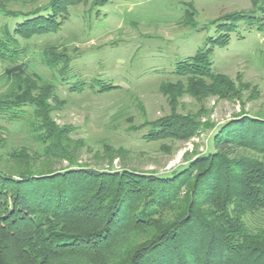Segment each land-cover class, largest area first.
<instances>
[{
	"label": "trees",
	"instance_id": "obj_1",
	"mask_svg": "<svg viewBox=\"0 0 264 264\" xmlns=\"http://www.w3.org/2000/svg\"><path fill=\"white\" fill-rule=\"evenodd\" d=\"M77 2L51 0L47 8L16 15L0 5V16L16 20L12 30L0 29V122H24L22 117L32 114L36 129L34 122L24 123L39 143L45 129L46 152L59 159L64 158L55 153L65 150L64 130L47 115V99L56 86L30 67V50L19 39L57 31L58 14ZM260 21L254 12L213 21L218 35L175 65L176 84L163 83V94L239 97L227 77L213 72L212 49L227 46L240 23L264 30ZM52 55L42 56L49 69L57 62ZM112 88L103 83L97 92ZM195 131L192 117L173 115L154 123L150 135L190 137ZM211 140L209 152L169 176L97 171L73 163L42 170L23 150L9 152L0 158L5 166L0 167V264H264V228L251 234L242 219L246 212H264V118L237 114L218 126ZM239 149L257 157H241ZM125 235L134 244L123 246L117 256L116 244Z\"/></svg>",
	"mask_w": 264,
	"mask_h": 264
},
{
	"label": "rangeland",
	"instance_id": "obj_2",
	"mask_svg": "<svg viewBox=\"0 0 264 264\" xmlns=\"http://www.w3.org/2000/svg\"><path fill=\"white\" fill-rule=\"evenodd\" d=\"M76 1L66 13L58 14L57 31L29 41L19 39L30 50V67L56 86L47 99V115L64 130L65 150L55 153L64 159L46 152L45 129H41V143L34 139L27 127L34 122L36 129L32 114L22 117L27 124L0 122V158L18 149L42 170H63L73 163L97 171L169 176L209 152L212 135L233 116L264 118V30L255 25L238 24L227 46L214 47L210 57L213 72L227 77L239 97H194L184 92L171 99L161 88L163 83L176 84L172 72L178 62L218 35L212 24L217 18L254 12L264 28V0L254 5L249 0ZM50 2L4 0L0 5L16 15L47 8ZM15 23L0 16V29L12 30ZM51 54L57 61L54 69L42 62V56ZM103 83L115 88L97 92ZM173 115L192 117L197 131L190 137L153 138L151 126ZM238 154L257 157L247 150ZM242 219L251 234L264 228L263 211L246 212ZM131 237L118 241L115 255L134 244Z\"/></svg>",
	"mask_w": 264,
	"mask_h": 264
}]
</instances>
